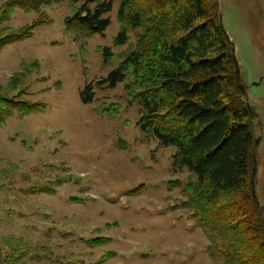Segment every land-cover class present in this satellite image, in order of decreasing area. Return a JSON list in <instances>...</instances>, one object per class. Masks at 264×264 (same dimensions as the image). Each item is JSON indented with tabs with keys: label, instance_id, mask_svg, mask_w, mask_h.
<instances>
[{
	"label": "rangeland",
	"instance_id": "rangeland-1",
	"mask_svg": "<svg viewBox=\"0 0 264 264\" xmlns=\"http://www.w3.org/2000/svg\"><path fill=\"white\" fill-rule=\"evenodd\" d=\"M218 1L257 115L256 190L264 213V0ZM119 7L106 15L104 35L84 38L67 31L65 1L43 10L49 22L31 39L0 52V86L20 76L26 98L43 105L0 125V264H224L209 257V239L183 206L189 174L174 173L173 149L140 130L141 107L130 103L124 85L95 89L90 104L80 99L85 86L120 63L115 56L105 61L102 49L118 55L135 46L140 31L114 46ZM36 18L16 11L3 27ZM110 104L121 106L118 117L99 113ZM141 185L142 193L130 194ZM44 188L50 192L37 191ZM98 237L111 242L86 243Z\"/></svg>",
	"mask_w": 264,
	"mask_h": 264
},
{
	"label": "trees",
	"instance_id": "trees-1",
	"mask_svg": "<svg viewBox=\"0 0 264 264\" xmlns=\"http://www.w3.org/2000/svg\"><path fill=\"white\" fill-rule=\"evenodd\" d=\"M65 1L71 9L65 25L72 35H104L111 25L106 15L116 2L120 27L114 46L127 45L130 34L140 31L130 50L113 55L102 49L105 61L115 56L120 63L106 79L85 86L81 101L92 103L97 88L124 85L130 103L141 107L140 130L173 149L174 173L189 174L183 206L193 211L209 239V257L224 264H264V213L256 190L261 138L255 134L257 115L242 82L235 45L222 24L219 1L86 0L76 7L80 0H8L0 10V52L31 39L49 22L43 10ZM16 11L37 18L19 29L3 27ZM19 77L0 86V125L43 107L26 98L29 86ZM120 112L119 104L99 109L108 117ZM143 189L141 185L130 194ZM110 242L98 237L86 243Z\"/></svg>",
	"mask_w": 264,
	"mask_h": 264
}]
</instances>
